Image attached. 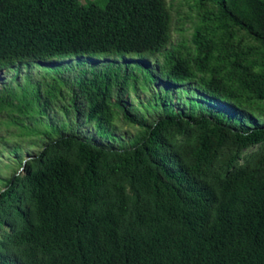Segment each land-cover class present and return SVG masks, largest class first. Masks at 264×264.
I'll return each instance as SVG.
<instances>
[{"label": "trees", "instance_id": "trees-1", "mask_svg": "<svg viewBox=\"0 0 264 264\" xmlns=\"http://www.w3.org/2000/svg\"><path fill=\"white\" fill-rule=\"evenodd\" d=\"M186 1L0 0V264H264V0Z\"/></svg>", "mask_w": 264, "mask_h": 264}, {"label": "rangeland", "instance_id": "rangeland-1", "mask_svg": "<svg viewBox=\"0 0 264 264\" xmlns=\"http://www.w3.org/2000/svg\"><path fill=\"white\" fill-rule=\"evenodd\" d=\"M85 2L86 0H81ZM94 1L100 5H104L107 0H87ZM167 5L171 11L172 21H171V42L175 43L181 39H189L192 34L191 23L187 18L188 4L186 0H166ZM23 71H26L23 68ZM3 73V71H2ZM25 72H22V74ZM32 75H37L38 71L34 67L31 69ZM2 75V74H0ZM13 75V70L10 71L8 77L9 79ZM6 80V79H4ZM1 84V82H0ZM149 96V91L140 92L139 97L141 99H146ZM183 98H187V94H183ZM131 99L135 103H138L140 99H137L135 94H131ZM46 119V118H45ZM10 116L6 111L0 113V189L3 188L4 178H9V176L16 171V173H22L24 170V163L35 156L41 146L39 142H33L36 140L37 136L34 134L31 136H26L25 134H19V129L12 124L8 123ZM36 128L43 127L42 124L38 123L35 125ZM85 130L91 129L90 126L84 127ZM127 130L129 132L133 131L132 128L126 125H121V133L126 134ZM13 145H19V149L13 152ZM3 179V180H2Z\"/></svg>", "mask_w": 264, "mask_h": 264}]
</instances>
